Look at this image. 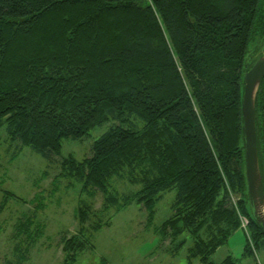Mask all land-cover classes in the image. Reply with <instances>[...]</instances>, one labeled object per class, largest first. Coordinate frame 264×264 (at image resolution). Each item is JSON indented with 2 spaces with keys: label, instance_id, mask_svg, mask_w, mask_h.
Listing matches in <instances>:
<instances>
[{
  "label": "trees",
  "instance_id": "trees-1",
  "mask_svg": "<svg viewBox=\"0 0 264 264\" xmlns=\"http://www.w3.org/2000/svg\"><path fill=\"white\" fill-rule=\"evenodd\" d=\"M263 45L264 0H0V128L11 146L60 156L54 182L81 185L80 228L62 238L63 264L133 202L153 220L174 188L158 228L173 246L189 235L187 264H235L211 256L243 216L247 253L251 243L264 248L249 203L242 113L244 73ZM104 125L90 156H62L64 139ZM256 125L264 182V80ZM120 183L138 188L121 191ZM20 226L30 244L43 233L33 219Z\"/></svg>",
  "mask_w": 264,
  "mask_h": 264
},
{
  "label": "rangeland",
  "instance_id": "rangeland-1",
  "mask_svg": "<svg viewBox=\"0 0 264 264\" xmlns=\"http://www.w3.org/2000/svg\"><path fill=\"white\" fill-rule=\"evenodd\" d=\"M260 52H264V45L250 60L255 61ZM106 129V125L97 126L84 139H64L62 156L73 155L78 159L90 156L94 140ZM60 158L46 157L30 146H11L6 127L0 128V264H63L62 238L65 232L71 236L80 228L76 215L81 185L69 179L54 182L60 171ZM116 185L121 191L138 188L123 183ZM4 190L12 191L17 197L6 195ZM176 194V188L162 193L153 220H149L148 210L135 202L115 213L110 225L93 232L92 246L81 252L74 264H99L102 258L109 264H187L192 244L189 235H181L173 246L169 238L163 240L164 233L158 228L170 216ZM83 198L89 200L86 194ZM240 198L233 195L237 207ZM93 201V208L100 209L102 193ZM27 219L34 220L33 230L39 225L43 228L33 244L25 239V234L20 235V224ZM247 228L241 223V228L211 259L220 263L231 255L235 264H264V248L258 250L251 243L255 256L246 251ZM182 239L185 242L179 246ZM27 250V257H23ZM195 264L200 263L196 260Z\"/></svg>",
  "mask_w": 264,
  "mask_h": 264
},
{
  "label": "water",
  "instance_id": "water-1",
  "mask_svg": "<svg viewBox=\"0 0 264 264\" xmlns=\"http://www.w3.org/2000/svg\"><path fill=\"white\" fill-rule=\"evenodd\" d=\"M264 78V54L244 73L242 93L243 141L249 203L253 217L264 229V182L260 168L256 125V96Z\"/></svg>",
  "mask_w": 264,
  "mask_h": 264
},
{
  "label": "built area",
  "instance_id": "built-area-1",
  "mask_svg": "<svg viewBox=\"0 0 264 264\" xmlns=\"http://www.w3.org/2000/svg\"><path fill=\"white\" fill-rule=\"evenodd\" d=\"M241 218H242L243 226H244L245 228H247V225L249 224V220H248V218H247L246 216H243V217H241Z\"/></svg>",
  "mask_w": 264,
  "mask_h": 264
},
{
  "label": "flooded vegetation",
  "instance_id": "flooded-vegetation-1",
  "mask_svg": "<svg viewBox=\"0 0 264 264\" xmlns=\"http://www.w3.org/2000/svg\"><path fill=\"white\" fill-rule=\"evenodd\" d=\"M263 80H264V78H263ZM263 80H262V82H263ZM262 82H261V83H262Z\"/></svg>",
  "mask_w": 264,
  "mask_h": 264
}]
</instances>
